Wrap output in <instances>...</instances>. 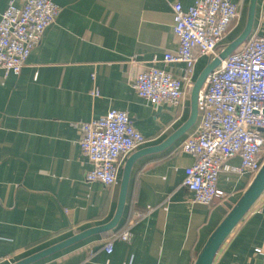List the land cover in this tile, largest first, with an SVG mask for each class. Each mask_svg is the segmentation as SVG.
Wrapping results in <instances>:
<instances>
[{"label": "crops", "instance_id": "0c3cea01", "mask_svg": "<svg viewBox=\"0 0 264 264\" xmlns=\"http://www.w3.org/2000/svg\"><path fill=\"white\" fill-rule=\"evenodd\" d=\"M11 0H0V16ZM21 5L24 0H12ZM59 14L43 32L18 75L0 69V264H12L113 217L123 167L134 151L156 146L190 116L189 89L209 62L198 56L178 104L153 105L132 85L140 66L182 77L176 53L172 5L195 0H52ZM239 17L220 48L243 30L250 0H231ZM264 31V0H257L250 36ZM204 85V84H203ZM203 87V86H202ZM201 87V88H202ZM96 92V94H94ZM127 112L146 139L119 160L116 181H86L91 164L83 154L80 124ZM195 123L166 148L133 163L122 215L108 232L91 234L27 264H193L211 233L254 178L221 171V191L211 204L192 201L184 185L193 157L181 151ZM238 156L227 161L239 165ZM128 230L129 241L119 234ZM112 242L111 252L105 245ZM264 190L218 249V264H262Z\"/></svg>", "mask_w": 264, "mask_h": 264}, {"label": "built area", "instance_id": "2783aa9c", "mask_svg": "<svg viewBox=\"0 0 264 264\" xmlns=\"http://www.w3.org/2000/svg\"><path fill=\"white\" fill-rule=\"evenodd\" d=\"M59 11L52 0H24L21 5L8 2L0 16V69L5 74L20 73ZM238 17V5L231 0H195L187 8L174 3L172 30L178 48L174 54L166 53L163 61L183 63L185 74L179 77L162 68L142 65L132 79L137 95L155 106L178 104L198 56H217L222 39ZM197 107L198 123L181 145V151L193 157L192 164L185 168L183 185L193 193V202L208 205L221 193L216 187L221 171L255 175L264 161V31L249 36L221 60L199 90ZM80 130L79 145L91 164L84 179L104 185L116 181L120 158L146 141L127 112L119 109L82 122ZM235 156L240 159L239 165L227 164ZM130 236L128 230L119 234L123 241H129ZM104 249L111 252L112 242ZM255 252L261 254L264 264V243Z\"/></svg>", "mask_w": 264, "mask_h": 264}, {"label": "water", "instance_id": "95a60500", "mask_svg": "<svg viewBox=\"0 0 264 264\" xmlns=\"http://www.w3.org/2000/svg\"><path fill=\"white\" fill-rule=\"evenodd\" d=\"M256 1L257 0H250L246 23L243 30L239 33V35L236 38H234L231 42L226 44L218 52L217 56L209 59V62L207 63L205 68L199 73L198 77L190 87L189 92L191 97V108H190V116L188 120L180 128H178L173 134H171L167 139H165L162 143L156 146L147 147L134 151L126 159L121 177L118 203L115 213L111 218V220L106 224L92 227L77 234H73L71 237L63 240L62 242H59L45 250H42L34 255L21 259L12 264H27L41 256H44L66 245L77 242L91 234H95L99 232H108L116 227L123 212L130 170L133 163L135 162L136 159H138L142 155L152 152H157L166 148L168 145H170L176 139H178L181 135H183L195 123L198 116V107H197L198 92L203 86L207 76L220 65L221 60L225 59L232 52H234L250 36L253 20H254V10H255ZM263 190H264V161L262 162L259 170L255 173L252 182L245 190L243 195L240 197V199L237 201L234 207L229 211V213L224 217V219L220 222V224L215 228V230L211 233V235L209 236L208 240L206 241L205 245L203 246L202 250L200 251L199 255L197 256L193 264L213 263L214 257L218 249L224 242V240L234 229L237 223L249 211V209L258 199V197L261 195Z\"/></svg>", "mask_w": 264, "mask_h": 264}]
</instances>
